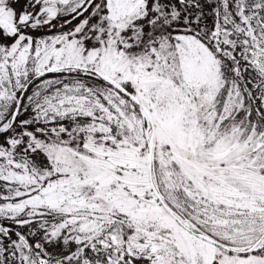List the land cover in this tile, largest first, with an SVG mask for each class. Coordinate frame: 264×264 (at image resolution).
Returning a JSON list of instances; mask_svg holds the SVG:
<instances>
[{
    "label": "snow or ice",
    "instance_id": "1",
    "mask_svg": "<svg viewBox=\"0 0 264 264\" xmlns=\"http://www.w3.org/2000/svg\"><path fill=\"white\" fill-rule=\"evenodd\" d=\"M0 264H264V0H0Z\"/></svg>",
    "mask_w": 264,
    "mask_h": 264
}]
</instances>
